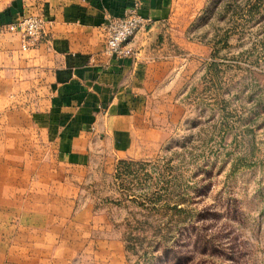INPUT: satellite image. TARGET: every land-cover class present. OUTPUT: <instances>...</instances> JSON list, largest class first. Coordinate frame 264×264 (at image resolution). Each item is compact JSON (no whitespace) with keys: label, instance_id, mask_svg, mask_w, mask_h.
Wrapping results in <instances>:
<instances>
[{"label":"rangeland","instance_id":"rangeland-1","mask_svg":"<svg viewBox=\"0 0 264 264\" xmlns=\"http://www.w3.org/2000/svg\"><path fill=\"white\" fill-rule=\"evenodd\" d=\"M193 15L206 53L181 118L113 173L82 178L36 106L0 96V264H95L100 241L123 264H264V0H204ZM38 239L57 246L25 244Z\"/></svg>","mask_w":264,"mask_h":264},{"label":"crops","instance_id":"crops-1","mask_svg":"<svg viewBox=\"0 0 264 264\" xmlns=\"http://www.w3.org/2000/svg\"><path fill=\"white\" fill-rule=\"evenodd\" d=\"M203 1L0 0V96L20 100L21 111L36 106L37 130L82 178L97 168L113 173L120 160L156 151L171 120L181 118L184 85L206 53L189 35L193 8ZM136 2L152 21L131 41L133 55L116 58L106 51V24ZM29 13L48 25L41 43L24 50L9 25ZM113 243L99 242L95 264H123L107 250ZM25 244L57 246L39 239Z\"/></svg>","mask_w":264,"mask_h":264},{"label":"built area","instance_id":"built-area-1","mask_svg":"<svg viewBox=\"0 0 264 264\" xmlns=\"http://www.w3.org/2000/svg\"><path fill=\"white\" fill-rule=\"evenodd\" d=\"M151 18L140 12L139 3H134L126 10L123 16L110 17L106 24L107 49L106 51L116 57L124 58L133 55L131 41L138 31L148 25ZM48 22L39 14H25L16 23L9 25L10 31L21 35V47L24 50L37 47L46 34Z\"/></svg>","mask_w":264,"mask_h":264}]
</instances>
